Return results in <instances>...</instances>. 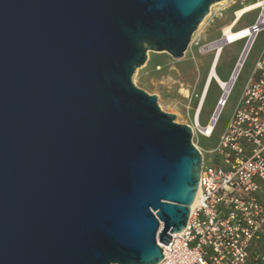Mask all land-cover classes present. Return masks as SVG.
<instances>
[{"label": "water", "instance_id": "obj_1", "mask_svg": "<svg viewBox=\"0 0 264 264\" xmlns=\"http://www.w3.org/2000/svg\"><path fill=\"white\" fill-rule=\"evenodd\" d=\"M223 0H0V264H159L202 157L132 84Z\"/></svg>", "mask_w": 264, "mask_h": 264}, {"label": "built area", "instance_id": "obj_2", "mask_svg": "<svg viewBox=\"0 0 264 264\" xmlns=\"http://www.w3.org/2000/svg\"><path fill=\"white\" fill-rule=\"evenodd\" d=\"M257 10L252 25L230 31L236 38L221 30L217 40L203 46V52L213 53L244 42L225 86L219 87L208 124L215 126L240 74L241 69L234 76L240 59L264 30V8ZM212 155L207 165L202 159L185 227L171 234L166 246L158 245L159 264H264V46Z\"/></svg>", "mask_w": 264, "mask_h": 264}, {"label": "rangeland", "instance_id": "obj_3", "mask_svg": "<svg viewBox=\"0 0 264 264\" xmlns=\"http://www.w3.org/2000/svg\"><path fill=\"white\" fill-rule=\"evenodd\" d=\"M255 1L257 0H223L210 5L208 14L192 34L181 59H173L166 52H147L144 64L137 68L132 76L134 87L149 96L155 95L159 109L166 114L175 115L174 123L192 129L191 142L205 160L206 165L213 158L212 151L216 148L219 137L236 109L243 89L253 72L254 63L264 46V30L260 32L245 58L210 138L201 135L195 123L203 88L214 57V52H203V46L220 37L221 30L233 20V13L237 9ZM258 12L259 10H254V12L246 13L235 30L252 25ZM243 43L241 41L222 49V55L216 67V74L221 81L228 79ZM219 95V86L212 82L199 113V127L208 124Z\"/></svg>", "mask_w": 264, "mask_h": 264}, {"label": "bare ground", "instance_id": "obj_4", "mask_svg": "<svg viewBox=\"0 0 264 264\" xmlns=\"http://www.w3.org/2000/svg\"><path fill=\"white\" fill-rule=\"evenodd\" d=\"M261 7L264 8V0H257V1H255L253 3H251V4H248V5H245V6L241 7L240 9H237L235 11V15L233 16L235 20L233 19L231 23H229L226 27H224L222 29L224 35H226L230 39L236 38V36L233 33L230 32L235 27L236 23L246 13H249V12L257 10V9H260ZM244 34H246V32H244ZM221 55H222V49L221 50L220 49H216V51H214L213 61H212L211 67L209 69L207 78H206V82H205V85H204V88H203V92H202V97L200 99L197 115H196V118H195L196 127L199 128L198 131L200 132L201 135H203L206 138H210L212 136L215 126H213L212 124H207L204 127H199L198 117H199V113H200V111H201V109L203 107V104H204V101H205V98L207 96V93H208V90L210 88L211 83L215 82L219 87H224L225 86L224 82L221 81L219 79V77L217 76V74H216V67L218 66V62L220 60ZM244 61H245V58H244V55H243L242 58L240 59L238 65H237V67H236L234 76L242 68V66L244 64ZM214 118H216V115L214 116ZM217 121H218V118H216V123H217ZM160 244L161 243L158 242V245H160Z\"/></svg>", "mask_w": 264, "mask_h": 264}, {"label": "crops", "instance_id": "obj_5", "mask_svg": "<svg viewBox=\"0 0 264 264\" xmlns=\"http://www.w3.org/2000/svg\"><path fill=\"white\" fill-rule=\"evenodd\" d=\"M239 9H240V8H239ZM242 17H243V16H242ZM242 17H241V18H242ZM233 19H234V17H233ZM234 20H235V19H234ZM231 22H232V21H231ZM231 22H230V23H231ZM238 22H239V21H238ZM238 22L236 23V26H237Z\"/></svg>", "mask_w": 264, "mask_h": 264}]
</instances>
